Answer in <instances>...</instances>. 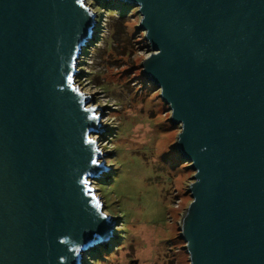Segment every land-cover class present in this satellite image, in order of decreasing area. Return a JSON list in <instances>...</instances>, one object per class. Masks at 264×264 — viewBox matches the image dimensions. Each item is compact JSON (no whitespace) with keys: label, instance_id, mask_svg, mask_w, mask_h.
Instances as JSON below:
<instances>
[{"label":"water","instance_id":"obj_1","mask_svg":"<svg viewBox=\"0 0 264 264\" xmlns=\"http://www.w3.org/2000/svg\"><path fill=\"white\" fill-rule=\"evenodd\" d=\"M118 1L195 171L190 264H264V0ZM96 18L88 0H0V264H83L115 235L91 186L110 168L103 107L75 81Z\"/></svg>","mask_w":264,"mask_h":264},{"label":"rangeland","instance_id":"obj_2","mask_svg":"<svg viewBox=\"0 0 264 264\" xmlns=\"http://www.w3.org/2000/svg\"><path fill=\"white\" fill-rule=\"evenodd\" d=\"M88 3L96 32L80 55L75 81L94 96L90 106L103 107L96 113L105 130L94 138L110 168L91 186L116 226L109 243L85 253L83 264H190L179 221L192 201L195 171L175 147L181 126L171 121L160 88L142 73L150 47L139 29L141 14L118 0Z\"/></svg>","mask_w":264,"mask_h":264},{"label":"snow or ice","instance_id":"obj_3","mask_svg":"<svg viewBox=\"0 0 264 264\" xmlns=\"http://www.w3.org/2000/svg\"><path fill=\"white\" fill-rule=\"evenodd\" d=\"M71 79H72L71 76H69V77H68L69 82H71ZM77 91H78V89H77ZM90 142H91V141H90ZM93 163H96V161H93ZM97 207H99V202H97Z\"/></svg>","mask_w":264,"mask_h":264},{"label":"trees","instance_id":"obj_4","mask_svg":"<svg viewBox=\"0 0 264 264\" xmlns=\"http://www.w3.org/2000/svg\"><path fill=\"white\" fill-rule=\"evenodd\" d=\"M121 7H128L129 5L128 4H125V3H120Z\"/></svg>","mask_w":264,"mask_h":264},{"label":"bare ground","instance_id":"obj_5","mask_svg":"<svg viewBox=\"0 0 264 264\" xmlns=\"http://www.w3.org/2000/svg\"><path fill=\"white\" fill-rule=\"evenodd\" d=\"M96 32V31H95Z\"/></svg>","mask_w":264,"mask_h":264}]
</instances>
